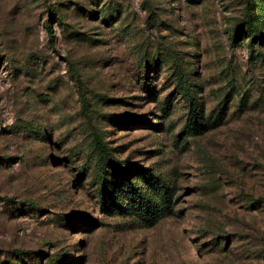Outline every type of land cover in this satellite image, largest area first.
<instances>
[{
  "label": "rangeland",
  "instance_id": "1",
  "mask_svg": "<svg viewBox=\"0 0 264 264\" xmlns=\"http://www.w3.org/2000/svg\"><path fill=\"white\" fill-rule=\"evenodd\" d=\"M263 5L0 0V264H264Z\"/></svg>",
  "mask_w": 264,
  "mask_h": 264
},
{
  "label": "trees",
  "instance_id": "2",
  "mask_svg": "<svg viewBox=\"0 0 264 264\" xmlns=\"http://www.w3.org/2000/svg\"><path fill=\"white\" fill-rule=\"evenodd\" d=\"M262 4L263 3H261V5ZM260 11H261L260 12L261 21L264 22V5ZM44 27H45L46 33L48 34V38L51 39L52 38L51 28L47 25H44ZM233 30L234 32H232V36L230 38V41L232 43L236 42L238 38L240 37V34L238 33L240 31L239 25H236V27ZM243 35H244L243 38L244 37L248 38L249 44L256 39H258L261 42L264 41V31L260 30L258 27H256L253 24L252 21H249V20L246 21V33H244ZM184 83H185V79L183 75L178 74L177 75V85L179 86V89L182 91V93L187 96V101L189 104L188 119H187V123L185 126L186 133L191 134V135L199 134L200 130L204 128V124L198 121L200 119L198 116V110H196L195 104L193 105V102H192L193 97L188 95V93L186 92V89H184ZM96 151H97L100 164H102V160L105 158L112 160L107 150L98 141L96 144ZM117 165L118 164L116 163V166ZM150 188L154 192H151L147 197H141L139 194L137 195L138 201H140L138 203H143L144 208H147L149 205L150 209L152 208H157L160 210L168 209L169 207L168 203H169V197H170L168 187L162 186L161 184H158V182H155L152 180V184H150Z\"/></svg>",
  "mask_w": 264,
  "mask_h": 264
}]
</instances>
